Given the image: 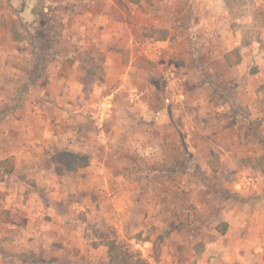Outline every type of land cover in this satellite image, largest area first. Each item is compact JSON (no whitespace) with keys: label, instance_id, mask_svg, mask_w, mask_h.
Wrapping results in <instances>:
<instances>
[{"label":"rangeland","instance_id":"rangeland-1","mask_svg":"<svg viewBox=\"0 0 264 264\" xmlns=\"http://www.w3.org/2000/svg\"><path fill=\"white\" fill-rule=\"evenodd\" d=\"M82 1L0 0V264H219L229 244L264 257V0H127L135 21L123 0H90L134 26L93 32L97 49L66 37L87 39L61 7L82 16ZM152 40H168L154 62ZM131 94L151 115L168 104L165 121L130 119ZM192 128L206 147L177 137Z\"/></svg>","mask_w":264,"mask_h":264},{"label":"crops","instance_id":"crops-1","mask_svg":"<svg viewBox=\"0 0 264 264\" xmlns=\"http://www.w3.org/2000/svg\"><path fill=\"white\" fill-rule=\"evenodd\" d=\"M115 2L114 1L113 3L108 4V2L106 4H102V6L100 7H97L96 4L93 2V1H90V0H85V1H82V3L84 4V7L86 8L85 11L82 13H85L87 11V14L85 13L84 15H80L79 13H72L73 11L72 10H76V12L78 11L75 7V5L73 4V6L71 4H67L68 2H66L64 4V6L62 5L61 7L63 8H67L68 9V12L67 13L68 15H66L67 19H70L71 20V24H70V30H73L74 32L78 31V33H80L79 30L85 32V34H87L88 36L87 39L84 37V40H80L78 38H76L77 36L73 37L72 35L74 34H70V32H67L66 37H68L70 40V42L72 44L75 43V45L81 41H83L84 43H88V45H90V47H94V48H99L101 47V37L100 38H97L95 37L94 35L96 34H93V32H99L100 31V34L99 35H105V34H108L110 29L114 30V29H117V28H121L122 26H125L127 28L130 27L131 30H133V22H128L127 21V18L125 17L124 20L120 19V18H116L114 16V6H115ZM124 4L126 5V7L129 9L130 11V15L133 17V12H131V10H133V8L131 7V3L127 0H123ZM110 5V6H109ZM141 11V9H140ZM42 13L45 15L46 14V9L43 8L42 9ZM133 20L135 21V18L133 17ZM74 22V23H73ZM43 20L41 18H39L38 22H37V25L40 26L42 25ZM110 34V33H109ZM108 34V35H109ZM115 37L118 36L117 33L115 34H112L110 37ZM41 36V35H40ZM35 37V40L37 39V36L34 35ZM107 39H109V36H105ZM111 38V41L109 43H115V41L117 40V38ZM44 38H47V36L44 35ZM78 39V40H77ZM114 39V40H113ZM154 41V44H148V47L146 48L147 51H150L151 54L153 55H148L146 56V58H148L149 60H151L152 62L155 61V58L157 56V53H161V49H164L166 48V45H167V41L168 40H152ZM122 45V44H120ZM123 45H125L126 47H128L129 49H131L132 45H133V38L130 37L129 40H126L124 39L123 40ZM121 47V46H119ZM151 47H153L154 49L151 51ZM104 50L107 52V55L110 56V55H113L114 57H118L120 58V56L118 54L115 53V51L109 49L107 46H104L103 47ZM233 49H238L240 55H241V62L240 64L234 66V67H228L224 58H223V55H222V59L224 61V64L227 68L231 69V68H237L239 66H241L243 64V54L242 52L240 51V49L237 47V46H234L233 48L229 49V50H226L224 53L226 52H230L232 51ZM157 50V51H155ZM149 53V52H148ZM223 53V54H224ZM156 55V56H155ZM63 58V57H62ZM130 68H136L133 66L132 62H130ZM108 74H117L116 71L114 70H107L106 71ZM127 75L124 77V81H126L127 79ZM130 79H132V76H130ZM123 86L117 88V90H120ZM124 87H126V85H124ZM113 94L109 95L107 97L108 101L111 102L113 100ZM180 99L182 98V95L180 94ZM128 100L132 103H134L133 105H131L130 107H128V116L130 117V119H134V121L136 123L138 122H143L144 120H142V117H147L146 112H148V118L149 116L151 117V119H155L156 121H160V119H163L165 121V119L163 118V114H164V111H167L169 110V107H168V104L165 105L164 107H162V109L156 111L155 115H151L152 111L149 109V105H148V102H143V101H139V102H135V95L131 94L130 97L128 98ZM177 101V100H176ZM179 101V100H178ZM171 106H174V104L176 103H182L183 105V102H168ZM186 103V102H185ZM199 107V110L198 111H195L198 115L202 116L203 114H207L209 112H211V114L213 115H216L215 112H213V110L210 108V107H215L213 105V103H210V102H187V104L184 106V107ZM217 107V106H216ZM146 108V109H145ZM214 109V108H213ZM168 112V111H167ZM172 112V110H171ZM169 115V114H168ZM155 117V118H154ZM162 120V121H163ZM197 125V124H194V126ZM201 131V130H200ZM199 131V128H192L190 130H188V133L186 134V136H183L181 137L180 133L178 135V133H176L178 136V138L181 140V142H183L182 140H190V143H189V147L187 146V150L189 149V151H192V150H195V149H200V148H203V147H206V145H208V143L210 142V137L207 135V134H203L202 132ZM198 133H201V134H198ZM201 137L202 142H200V144H196V138L198 137ZM139 138V141L138 140L136 141H132L133 144H137L139 149L136 150V152H142V150H146V152L150 153L152 149H150L149 151L146 149V148H142L140 145L142 143V141L140 139L143 138V136H138ZM146 138H153V133H148L146 135ZM158 142L160 141V145L158 143V146H160V150H164V145H163V142H161V140H164L163 137H158L157 138ZM204 141V142H203ZM198 145V146H197ZM185 146H183L181 149L182 151H184L185 149ZM158 150H156L157 154H159V148L157 147ZM243 186V187H242ZM256 185L255 186H251V188L253 189H256ZM236 189L238 192H241V194H244L246 193V190L248 191L249 188L245 189L244 188V185H242L241 183H237L236 185ZM216 232V231H215ZM219 234L220 238H226L228 233L227 232H224V233H217ZM211 246V245H210ZM237 245H234V244H229L227 245L226 247H219L217 250H221L224 252L221 254V255H224V257L221 258L220 260V263L219 264H264V257L262 254H259V256L261 258H259V256L257 257H254V255H250L249 257H246L245 255H241L240 251H242V249H247V245H244V247H236ZM253 246H248V249H251ZM258 248V251H261L262 252L264 251L263 248L261 247H257ZM231 251H234V254L233 255H230L228 252H231ZM235 251H237V255H235ZM237 256V257H236ZM203 261V260H202ZM200 262V261H199ZM214 262L217 263V261L215 259H210L209 257L206 258V260H204L203 262H200V263H203V264H214Z\"/></svg>","mask_w":264,"mask_h":264},{"label":"trees","instance_id":"trees-1","mask_svg":"<svg viewBox=\"0 0 264 264\" xmlns=\"http://www.w3.org/2000/svg\"><path fill=\"white\" fill-rule=\"evenodd\" d=\"M118 3H120V5L123 7V9L126 10V9H125V5H124V3H123L122 1H119ZM126 15H127V14H126ZM114 16H115L116 18H120V17L118 16V13H117L115 10H114ZM223 58H224V60H225V62H226V64H227L228 67H234V66L240 64V62H241V55H240L238 49H233V50L230 51V52H226V53H224V54H223ZM142 61H144V62L146 63V66L151 65V64H149L148 62H146V60H142ZM142 63H143V62H142ZM146 66H145L144 64H143V65L140 64V65H138V66H136V67H138V68H140V67H141V68H145ZM145 69H147V68H145ZM72 156H73V155H72ZM3 164L7 165V161L4 160V161L0 162V165H3ZM9 171H10V169L7 170V172H9ZM220 233H223V232L220 231Z\"/></svg>","mask_w":264,"mask_h":264},{"label":"built area","instance_id":"built-area-1","mask_svg":"<svg viewBox=\"0 0 264 264\" xmlns=\"http://www.w3.org/2000/svg\"><path fill=\"white\" fill-rule=\"evenodd\" d=\"M145 53H146V52H145ZM147 55H148V54H147ZM147 55H146V56H147Z\"/></svg>","mask_w":264,"mask_h":264}]
</instances>
